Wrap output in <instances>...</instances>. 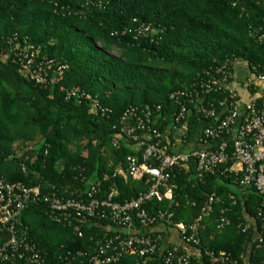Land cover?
<instances>
[{"label":"trees","instance_id":"trees-1","mask_svg":"<svg viewBox=\"0 0 264 264\" xmlns=\"http://www.w3.org/2000/svg\"><path fill=\"white\" fill-rule=\"evenodd\" d=\"M259 30L264 32V0H0L4 46L17 34V42L32 46L40 58L54 60L49 72L53 81L45 86L26 78L11 57H0V172L27 186L46 182L87 187L83 176L112 173L120 165L126 167L127 155L136 154L123 141L119 148L111 143L129 106H162L166 120L158 129L169 139L160 141L172 152L179 106L170 100V93L225 63L233 70L241 61L252 71L256 67V73L264 72V44L253 36ZM59 66L66 68L57 82ZM73 85L97 96L108 110L106 115L95 114L86 102L67 99L64 89ZM206 96L220 111L214 121L220 120L219 101L228 94L210 91ZM200 118L193 109L183 120L187 142L178 150L191 148L187 144L199 134ZM37 136L40 141L35 145L14 146ZM231 163L208 174L198 173L193 165L187 171L177 170L173 200L154 198L145 208L151 217L170 211L175 223L190 225L209 196L216 194L222 201L204 220L200 243L194 246L258 264L264 260V242H259L264 240L263 197L253 188L240 187L242 175L225 170ZM115 182L121 200L148 188L144 180L131 177L125 181L118 176ZM112 184L105 181L102 192ZM222 207H231L227 213L231 223L220 229L217 218ZM21 221L30 227L49 264H65L78 251H93L115 233L109 220L100 219L85 225L84 236L78 237L70 226L52 221L45 208L32 204L26 206ZM155 225L175 229L182 239L178 228L166 221L157 220ZM5 239L0 233V243ZM173 246L160 242L154 254L123 257L118 264H165L163 255ZM203 262L216 264L206 256ZM0 264L27 263L0 259Z\"/></svg>","mask_w":264,"mask_h":264},{"label":"built area","instance_id":"built-area-1","mask_svg":"<svg viewBox=\"0 0 264 264\" xmlns=\"http://www.w3.org/2000/svg\"><path fill=\"white\" fill-rule=\"evenodd\" d=\"M262 31V32H261ZM255 40L264 44V32L259 30L253 35ZM15 34L0 40V57L12 58L28 79L38 84L49 85L50 69L54 60L39 57L32 46L22 45ZM8 51V53H7ZM244 63L238 61L235 64ZM248 75L242 82L251 97L245 99L238 91L232 89L236 79L235 69L228 63L217 66L214 70L200 74L187 87L174 90L169 98L179 106L173 130L182 133L181 143H186L187 128L182 126L188 113L193 109L204 123L199 132L200 147L178 150V143L172 144V152L161 145L158 125H162L166 116L161 105L129 106L119 122V131L112 139V147L119 148L121 142L133 148L136 154L125 158L126 167L120 165L112 173L100 177H86L87 187L76 188L71 185L58 187L55 184L42 182L27 186L20 181H9L0 172V233L7 239L0 243V259H21L27 264H49L38 242L32 237L31 229L21 221L26 206L32 204L47 210L52 221L66 224L78 237L84 236V226L92 220H109L114 225L115 233L95 245L93 251L76 252L65 264H118L123 257L137 256L145 258L156 252L162 237L159 233L142 231L145 227L155 226L157 220H164L180 231L182 239L191 245L200 243V230L213 213L221 197L212 194L202 206L201 214L190 225L175 223L170 211H160L151 217L145 205L152 199L173 200L177 184L174 182L176 171L190 170V165L200 174L215 173L221 166L231 165L225 170L241 174V188H253L263 197L260 215L264 220V72L256 73L245 63ZM59 66V78L63 69ZM67 99H76L91 105L95 114L105 116L107 109L102 108L97 96L83 90L80 86L65 88ZM218 91L228 94L219 101L223 106L221 119L214 121L220 112L213 102L207 100V93ZM192 106V107H191ZM191 107V108H190ZM186 128V129H185ZM183 129L186 131L183 133ZM183 144V145H184ZM25 168V167H24ZM121 176L125 181L131 177L144 180L148 188L140 191L135 197L121 200L119 187L115 180ZM112 180L108 191L102 192L103 183ZM233 199V197L231 196ZM233 203L235 201L233 200ZM231 207H222L217 218L218 228L222 229L231 223L227 215ZM248 225L246 226V228ZM259 242H264L263 238ZM206 256L212 263L247 264L239 262L226 251L218 253L204 248L194 254L180 252L177 246L165 251V264H202ZM258 264H264V260Z\"/></svg>","mask_w":264,"mask_h":264},{"label":"crops","instance_id":"crops-1","mask_svg":"<svg viewBox=\"0 0 264 264\" xmlns=\"http://www.w3.org/2000/svg\"><path fill=\"white\" fill-rule=\"evenodd\" d=\"M240 64H243V63H238L236 65L235 73H236L237 77L233 81L232 89L238 91L247 100V99H250L251 95L248 92H246V90L244 88L245 87V83L242 82V81L248 75V72H247V68L242 66V65H240ZM238 65H240V66H238ZM239 69H242V71H239ZM203 123L204 122L201 120L199 128H198L199 132L201 130V127L203 126ZM185 131L186 130L183 129V133ZM181 135H182V133L180 134L179 132H177L176 135H174L175 141L173 142V144H177L178 143L179 147L184 144V143H181V141L179 140V139L182 138ZM198 136H199V134L198 135H193L190 138V141L187 144V147H191V148L194 147L195 148V147L202 146V143L200 141H198ZM164 138L167 139V140L169 139L166 133L164 134ZM186 139H187V136H185V140ZM142 231L150 232V233L159 232V234L162 237L161 242H163L165 244H170L171 243V244L176 245L177 247L182 246L183 249L189 254H194L198 250L194 245H191L189 243H185V241L183 239H181V237L179 236V233L173 228H169V230H167L163 226H156L155 225V226H151V227H145ZM202 264H205V263H202Z\"/></svg>","mask_w":264,"mask_h":264},{"label":"rangeland","instance_id":"rangeland-1","mask_svg":"<svg viewBox=\"0 0 264 264\" xmlns=\"http://www.w3.org/2000/svg\"><path fill=\"white\" fill-rule=\"evenodd\" d=\"M113 54H118L117 53V51L115 50H112L111 51ZM240 65H242V66H244V67H246V65H245V63H243V64H240ZM240 65H238V66H240ZM239 71H242V69H239ZM40 141V136H37V137H35L34 139H32V140H29V141H18V142H16L15 144H14V146L17 148V149H22V148H26V147H30V146H32V145H35V144H37L38 142ZM103 153L104 154H106L107 156H110L111 155V151H109V150H103Z\"/></svg>","mask_w":264,"mask_h":264}]
</instances>
